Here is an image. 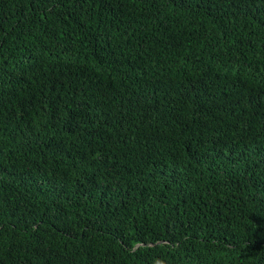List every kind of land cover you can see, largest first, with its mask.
<instances>
[{
	"label": "trees",
	"instance_id": "16d2710c",
	"mask_svg": "<svg viewBox=\"0 0 264 264\" xmlns=\"http://www.w3.org/2000/svg\"><path fill=\"white\" fill-rule=\"evenodd\" d=\"M0 264H264V0H0Z\"/></svg>",
	"mask_w": 264,
	"mask_h": 264
}]
</instances>
